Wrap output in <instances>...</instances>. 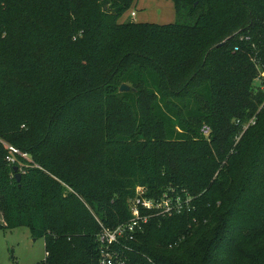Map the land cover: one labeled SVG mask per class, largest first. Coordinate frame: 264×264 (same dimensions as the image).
<instances>
[{
  "label": "trees",
  "instance_id": "obj_1",
  "mask_svg": "<svg viewBox=\"0 0 264 264\" xmlns=\"http://www.w3.org/2000/svg\"><path fill=\"white\" fill-rule=\"evenodd\" d=\"M133 1L0 0V228L43 237L42 264H98L99 221L130 217L136 183L178 186L195 210L153 218L129 264H264V108L233 144L264 105V0H172L173 23L118 22ZM143 94L164 141L111 135L112 100L138 119Z\"/></svg>",
  "mask_w": 264,
  "mask_h": 264
},
{
  "label": "rangeland",
  "instance_id": "obj_2",
  "mask_svg": "<svg viewBox=\"0 0 264 264\" xmlns=\"http://www.w3.org/2000/svg\"><path fill=\"white\" fill-rule=\"evenodd\" d=\"M138 6L136 5L135 0L131 4V6L118 18V22H124L129 19H132L134 21L139 20H150L148 18L144 19L143 14L141 13V8L144 7V2L147 0H139ZM147 10L152 11V17L155 19H151L150 22L155 23H173L176 20V15L174 14L172 10V19L167 20L168 16L167 14L169 12H166V8L162 9L155 8L154 6H150L148 3L145 5ZM145 10V9H144ZM134 11L135 15L131 16V12ZM257 77L264 76V73L261 72V69L257 67ZM44 69V68H43ZM46 72V70H44ZM129 85V84H128ZM260 86V80L255 78L253 81V91H257L256 88ZM262 89V86L261 88ZM264 90V89H262ZM142 105H140L138 112H139V118H134L133 115L129 112V110L125 109L122 110L120 108V104L118 102H115L112 100L111 105L118 106L114 107L112 110L110 117L108 119H105L103 124L106 125V127L109 128V132L111 135H131L133 138L136 137V133L140 132L145 137V144L149 145L154 141V143L163 142L164 141V134L162 133V127L156 120L154 114L150 110V105L153 101V97L148 94L142 95ZM261 108H264V105H261L255 112L252 113L255 114L252 118H255V116L260 113ZM259 120L255 127L251 128V130L255 129L259 126L261 123V120L263 119V114L260 113ZM118 119V120H117ZM256 120V118H255ZM247 130V129H246ZM245 133V132H243ZM242 133V134H243ZM242 134H239L235 138V142L233 144L236 145V142L239 140L240 136ZM206 137L208 134H205ZM212 145V144H210ZM213 146V145H212ZM169 151L168 147L163 146L162 148H158V152L155 154L156 157V165L159 164H165V156L166 153ZM230 153V151L228 152ZM232 154V152L230 153ZM226 160L228 159V165L232 167V171L238 175V165L235 164L230 165L229 160L231 159V156H226ZM97 160V158L94 156V153H89L87 156L82 158V162L85 165L86 170L90 171L93 176H96L99 174V171L97 168H94V162ZM14 161V160H13ZM208 158H204L201 160L203 163L202 166L204 167L205 163H207ZM221 167L224 166V162H221ZM167 167H163L161 169V175L166 172ZM201 170V168L199 169ZM18 172H23L21 169H19ZM141 176L146 177L148 181L150 182L151 179L158 180L160 177H158L157 173H153L149 168L145 169V174H142ZM141 182H138L135 184V187H133V191H136V188L139 186H142ZM217 188L213 191H219L221 188V185L217 182L215 184ZM178 187V186H177ZM179 188V187H178ZM181 189V188H179ZM186 189V188H185ZM187 190V189H186ZM188 191V190H187ZM260 194L264 197V191H260ZM115 195V194H114ZM118 195V194H116ZM194 196V195H193ZM194 198H196L194 196ZM264 205V201L261 203ZM1 219V217H0ZM45 258V244H44V238L41 236L34 237L32 236L30 230L27 227H17L13 229L8 228H0V264H42Z\"/></svg>",
  "mask_w": 264,
  "mask_h": 264
},
{
  "label": "built area",
  "instance_id": "obj_3",
  "mask_svg": "<svg viewBox=\"0 0 264 264\" xmlns=\"http://www.w3.org/2000/svg\"><path fill=\"white\" fill-rule=\"evenodd\" d=\"M134 15L135 12L132 11L131 16ZM255 121V118H251L244 123L240 134ZM201 130L204 135L209 134L207 126H203ZM7 148L13 153L17 152L11 146L7 145ZM9 160L13 161V158ZM128 210L130 217L113 227L105 226L99 221L100 230L96 234L98 264H129L128 253L134 251L130 243L135 240L136 235L143 232L153 218L192 213L195 210L194 196L184 188L172 186L157 196H149L147 187L139 186L129 198ZM149 261L151 262L150 259Z\"/></svg>",
  "mask_w": 264,
  "mask_h": 264
},
{
  "label": "crops",
  "instance_id": "obj_4",
  "mask_svg": "<svg viewBox=\"0 0 264 264\" xmlns=\"http://www.w3.org/2000/svg\"><path fill=\"white\" fill-rule=\"evenodd\" d=\"M135 2H136V5L138 6V4H139L140 1L139 0H135ZM147 3L151 7L154 6L157 9L161 8L162 9V12L165 11V10H163V8H166V12H169L167 14V16H168V19L167 20H171L172 19V10H173V12L175 14V9H174V5H173L172 0H147V1L144 2L145 5H147ZM145 5H144V7L141 8V10H143V11H141V13L143 14L142 15L143 18L144 19L148 18L150 20L151 19H155V18L152 17V11L147 10V8H146ZM150 20H148V21L147 20H139L137 22H150Z\"/></svg>",
  "mask_w": 264,
  "mask_h": 264
},
{
  "label": "water",
  "instance_id": "obj_5",
  "mask_svg": "<svg viewBox=\"0 0 264 264\" xmlns=\"http://www.w3.org/2000/svg\"><path fill=\"white\" fill-rule=\"evenodd\" d=\"M129 86L128 85H126V84H122L121 86H120V91H125V90H129ZM18 170V167H14V171L16 172V174H15V177H16V180L19 182L20 181V176H21V173L20 172H18L17 171Z\"/></svg>",
  "mask_w": 264,
  "mask_h": 264
}]
</instances>
